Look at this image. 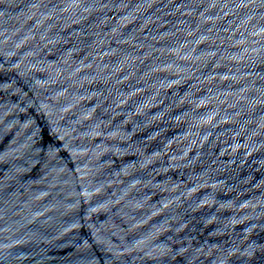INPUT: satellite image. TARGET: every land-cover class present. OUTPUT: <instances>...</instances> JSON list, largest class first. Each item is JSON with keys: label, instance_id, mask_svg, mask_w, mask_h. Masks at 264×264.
<instances>
[{"label": "water", "instance_id": "obj_1", "mask_svg": "<svg viewBox=\"0 0 264 264\" xmlns=\"http://www.w3.org/2000/svg\"><path fill=\"white\" fill-rule=\"evenodd\" d=\"M0 264H264V0H0Z\"/></svg>", "mask_w": 264, "mask_h": 264}]
</instances>
